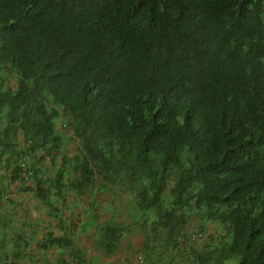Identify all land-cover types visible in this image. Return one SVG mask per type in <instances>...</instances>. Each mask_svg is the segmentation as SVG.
Masks as SVG:
<instances>
[{
    "label": "trees",
    "instance_id": "1",
    "mask_svg": "<svg viewBox=\"0 0 264 264\" xmlns=\"http://www.w3.org/2000/svg\"><path fill=\"white\" fill-rule=\"evenodd\" d=\"M0 175V200L20 182L54 217L125 190L151 264L165 237L181 264H264V0H0ZM192 218L219 231L186 249ZM97 220L112 254L128 226ZM39 246L85 261L66 232Z\"/></svg>",
    "mask_w": 264,
    "mask_h": 264
},
{
    "label": "rangeland",
    "instance_id": "2",
    "mask_svg": "<svg viewBox=\"0 0 264 264\" xmlns=\"http://www.w3.org/2000/svg\"><path fill=\"white\" fill-rule=\"evenodd\" d=\"M57 127L60 130L66 128L61 118L57 121ZM66 141L65 148L74 152L79 144L78 139L66 133ZM46 173H50V168H47ZM3 180H5L4 177L0 175V186ZM98 185L99 181L78 200H73V193L70 192L63 206L60 200L55 202L59 212L54 217L53 211L38 200L31 191L23 190L20 182H10L9 192L0 200V220L6 223L4 227L0 224V256L4 257L5 252L10 255L12 251H17L20 253L18 261L21 264H57L59 248L44 249L39 244L48 232L54 234L66 232L72 236L76 245L85 251V261L82 263H76L69 257L68 252H65L63 258L66 264H151L150 256H147L146 261V253L140 250L145 240V233L141 231L139 224L134 222L135 214L128 192L111 188L99 190ZM52 199H54L53 196ZM93 210L98 215L99 223L114 219L128 226L129 231L122 237L116 251L112 254L104 255L98 249L94 224L84 229L83 223L87 220V211ZM61 219L64 226H70V230L61 228ZM198 224L197 218H192L186 223L188 228L186 245H184L186 249H188L187 245L191 244V238L194 237V245L199 247L211 242L212 237L219 231L216 224L208 223L204 227L206 231L199 234ZM145 225L146 227L143 228L147 232L149 223ZM210 234L213 236L211 237ZM169 243L166 237L156 242L157 249H161L162 253H158L157 250L153 252L156 247L150 248L153 252L152 258L156 261L154 264L183 263L173 252L166 251ZM169 249L172 248L169 246Z\"/></svg>",
    "mask_w": 264,
    "mask_h": 264
}]
</instances>
